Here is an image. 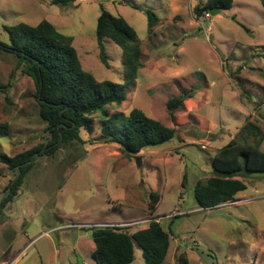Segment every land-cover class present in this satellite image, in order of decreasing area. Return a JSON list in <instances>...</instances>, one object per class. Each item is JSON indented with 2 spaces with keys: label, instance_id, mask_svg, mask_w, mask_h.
Returning a JSON list of instances; mask_svg holds the SVG:
<instances>
[{
  "label": "rangeland",
  "instance_id": "1",
  "mask_svg": "<svg viewBox=\"0 0 264 264\" xmlns=\"http://www.w3.org/2000/svg\"><path fill=\"white\" fill-rule=\"evenodd\" d=\"M201 0H0V42L4 27L48 21L74 38L84 70L98 81L124 83L122 50L105 39V67L97 43L102 7L123 17L141 41L143 68L127 89L122 106L108 107L106 119L126 118L134 108L177 130L174 139L136 157L102 143L103 116L96 114L81 133L83 143L38 157L12 202L2 208L16 173L0 161V258L9 264H96L91 229L126 224L133 234L152 220L170 232L164 264H264V173L245 177L247 189L234 201L202 210L198 182L214 176L219 149L243 133L264 153V8L259 0H234L232 9L197 17ZM205 2V0H203ZM160 22L151 34L143 11ZM0 156L14 157L48 143L39 118L36 87L17 59L0 54ZM193 92L172 119L167 103ZM249 129V130H248ZM247 130V131H246ZM249 131V132H248ZM252 132L254 134H252ZM160 201L150 212L151 195ZM132 264H145L135 248Z\"/></svg>",
  "mask_w": 264,
  "mask_h": 264
},
{
  "label": "trees",
  "instance_id": "2",
  "mask_svg": "<svg viewBox=\"0 0 264 264\" xmlns=\"http://www.w3.org/2000/svg\"><path fill=\"white\" fill-rule=\"evenodd\" d=\"M259 1L264 8V0ZM73 2L75 0H54L61 5ZM233 3L234 0H201L194 11L197 17L202 18L215 8L220 11L232 9ZM125 4L144 12L148 19V33L151 34L160 22L155 12ZM4 29L9 35V43L0 42V54L17 59L18 67L33 80L39 118L47 124L51 139L45 145L14 157L0 156V161L16 173L7 189L10 193L2 201V208L13 201L38 157H50L64 146L83 143L81 133L89 128L91 118L96 114L103 119L105 117L102 143L117 145L128 157L162 146L176 136V129L164 126L138 108H134L126 118L113 115L106 119L108 107L122 106L127 101V89L137 80L144 66L142 41L136 29L123 17H115L102 7L96 28L100 59L105 67L109 66L104 40H112L122 50V61L126 67L123 84L98 81L86 72L73 45L74 38L63 35L48 21L44 20L35 27L22 23L5 26ZM11 87L12 82L0 86V94ZM193 96V92H185L168 101L166 107L172 119L187 98ZM9 135L10 126L0 123V137ZM212 167L214 176L198 182L195 188V198L202 210L234 201L239 193L246 191L245 177L264 173V153L260 150V143H250L241 133L217 151ZM159 201V195L152 193L149 206L152 214L156 212ZM91 233L95 244L92 258L96 264H132L136 247L143 252L145 264H164L170 249V232L165 231L157 220H152L146 228L133 234L122 227H96L91 229ZM178 264H189L184 253L179 255Z\"/></svg>",
  "mask_w": 264,
  "mask_h": 264
},
{
  "label": "water",
  "instance_id": "3",
  "mask_svg": "<svg viewBox=\"0 0 264 264\" xmlns=\"http://www.w3.org/2000/svg\"><path fill=\"white\" fill-rule=\"evenodd\" d=\"M221 13V11L219 10V9H212L211 11H210V13H209V15L210 16H216V15H218V14H220Z\"/></svg>",
  "mask_w": 264,
  "mask_h": 264
},
{
  "label": "crops",
  "instance_id": "4",
  "mask_svg": "<svg viewBox=\"0 0 264 264\" xmlns=\"http://www.w3.org/2000/svg\"><path fill=\"white\" fill-rule=\"evenodd\" d=\"M6 258L5 257H1L0 258V264L1 263H8V261L7 260H5ZM20 258H16L14 261L15 262H13L12 264H15V263H18L20 260H19Z\"/></svg>",
  "mask_w": 264,
  "mask_h": 264
},
{
  "label": "clouds",
  "instance_id": "5",
  "mask_svg": "<svg viewBox=\"0 0 264 264\" xmlns=\"http://www.w3.org/2000/svg\"><path fill=\"white\" fill-rule=\"evenodd\" d=\"M126 224H120L119 226H112V227H124ZM109 227V226H108ZM2 264V263H1Z\"/></svg>",
  "mask_w": 264,
  "mask_h": 264
},
{
  "label": "built area",
  "instance_id": "6",
  "mask_svg": "<svg viewBox=\"0 0 264 264\" xmlns=\"http://www.w3.org/2000/svg\"><path fill=\"white\" fill-rule=\"evenodd\" d=\"M2 264H9V263H2Z\"/></svg>",
  "mask_w": 264,
  "mask_h": 264
}]
</instances>
